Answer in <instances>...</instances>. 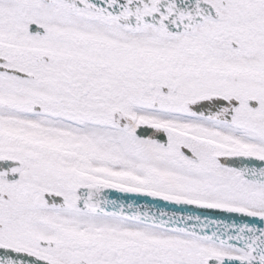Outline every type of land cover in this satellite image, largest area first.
I'll return each instance as SVG.
<instances>
[{
  "label": "snow or ice",
  "instance_id": "1",
  "mask_svg": "<svg viewBox=\"0 0 264 264\" xmlns=\"http://www.w3.org/2000/svg\"><path fill=\"white\" fill-rule=\"evenodd\" d=\"M0 264H264V0H0Z\"/></svg>",
  "mask_w": 264,
  "mask_h": 264
}]
</instances>
